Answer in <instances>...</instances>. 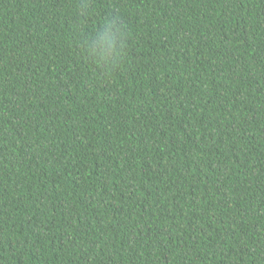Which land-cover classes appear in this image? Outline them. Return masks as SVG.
I'll return each mask as SVG.
<instances>
[{"label": "trees", "instance_id": "1", "mask_svg": "<svg viewBox=\"0 0 264 264\" xmlns=\"http://www.w3.org/2000/svg\"><path fill=\"white\" fill-rule=\"evenodd\" d=\"M0 264H264V0H0Z\"/></svg>", "mask_w": 264, "mask_h": 264}, {"label": "clouds", "instance_id": "2", "mask_svg": "<svg viewBox=\"0 0 264 264\" xmlns=\"http://www.w3.org/2000/svg\"><path fill=\"white\" fill-rule=\"evenodd\" d=\"M124 47V32L116 21L106 22L102 39L90 46L91 56L101 66H112L118 62ZM97 48L101 51H97Z\"/></svg>", "mask_w": 264, "mask_h": 264}]
</instances>
